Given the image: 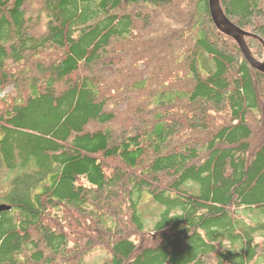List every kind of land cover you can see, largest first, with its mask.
<instances>
[{"label": "trees", "instance_id": "16d2710c", "mask_svg": "<svg viewBox=\"0 0 264 264\" xmlns=\"http://www.w3.org/2000/svg\"><path fill=\"white\" fill-rule=\"evenodd\" d=\"M219 1L263 59L264 0ZM213 23L208 0H0V264H264V73Z\"/></svg>", "mask_w": 264, "mask_h": 264}, {"label": "water", "instance_id": "95a60500", "mask_svg": "<svg viewBox=\"0 0 264 264\" xmlns=\"http://www.w3.org/2000/svg\"><path fill=\"white\" fill-rule=\"evenodd\" d=\"M209 2V11L211 17L217 26V28L224 34L232 37L239 45L243 54L251 64V66L262 73H264V58L257 60L254 58L252 53L249 50V47L246 44L244 36L247 34L238 28L233 22H231L227 16L224 14L219 0H208ZM11 208V205L8 203H0V213L2 211H8Z\"/></svg>", "mask_w": 264, "mask_h": 264}, {"label": "rangeland", "instance_id": "374dc122", "mask_svg": "<svg viewBox=\"0 0 264 264\" xmlns=\"http://www.w3.org/2000/svg\"><path fill=\"white\" fill-rule=\"evenodd\" d=\"M14 173L8 171V169L3 165L0 164V184L6 183L8 178H11ZM139 212L143 215L145 220V226L152 227L153 221L158 215L161 206L156 203L152 196L148 193H143L140 197L139 204H138ZM157 213V214H156ZM109 260V256L103 250H96L91 254L86 256L85 263L86 264H104L106 261Z\"/></svg>", "mask_w": 264, "mask_h": 264}, {"label": "flooded vegetation", "instance_id": "af4514ba", "mask_svg": "<svg viewBox=\"0 0 264 264\" xmlns=\"http://www.w3.org/2000/svg\"><path fill=\"white\" fill-rule=\"evenodd\" d=\"M0 203H8V202H6V201L0 199Z\"/></svg>", "mask_w": 264, "mask_h": 264}, {"label": "bare ground", "instance_id": "6f19581e", "mask_svg": "<svg viewBox=\"0 0 264 264\" xmlns=\"http://www.w3.org/2000/svg\"><path fill=\"white\" fill-rule=\"evenodd\" d=\"M226 15V14H225ZM214 24V23H213ZM219 30V29H218ZM232 38V37H231Z\"/></svg>", "mask_w": 264, "mask_h": 264}]
</instances>
